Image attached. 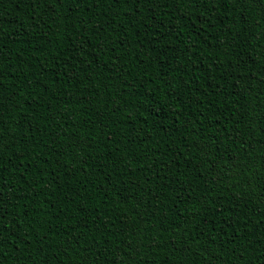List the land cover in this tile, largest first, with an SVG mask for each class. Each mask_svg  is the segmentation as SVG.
<instances>
[{"label": "trees", "instance_id": "16d2710c", "mask_svg": "<svg viewBox=\"0 0 264 264\" xmlns=\"http://www.w3.org/2000/svg\"><path fill=\"white\" fill-rule=\"evenodd\" d=\"M0 264H264V0H0Z\"/></svg>", "mask_w": 264, "mask_h": 264}]
</instances>
